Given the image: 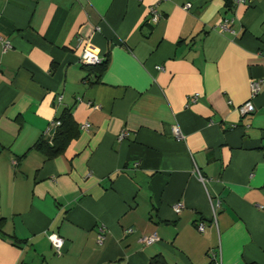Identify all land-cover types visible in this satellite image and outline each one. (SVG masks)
Wrapping results in <instances>:
<instances>
[{
    "label": "crops",
    "instance_id": "obj_1",
    "mask_svg": "<svg viewBox=\"0 0 264 264\" xmlns=\"http://www.w3.org/2000/svg\"><path fill=\"white\" fill-rule=\"evenodd\" d=\"M228 2L0 0V264H264V0Z\"/></svg>",
    "mask_w": 264,
    "mask_h": 264
},
{
    "label": "built area",
    "instance_id": "obj_2",
    "mask_svg": "<svg viewBox=\"0 0 264 264\" xmlns=\"http://www.w3.org/2000/svg\"><path fill=\"white\" fill-rule=\"evenodd\" d=\"M235 2H248V1H251V0H234ZM189 5L188 2H186L184 4V7H187ZM148 11L150 13V17L155 20L158 13L157 11L155 10V8L153 6H150L148 8ZM228 19L227 18H223L221 22L218 23V26L221 28V29H227L228 26H227V22ZM0 43L2 45V49H6L7 47H9V42L7 39H4L0 36ZM79 61L80 63L82 64H95V63H98L100 61V58L97 57L94 53L86 50V49H82L81 53H80V56H79ZM259 83H260V80H251L249 82V88H250V95H254L258 89H259ZM238 110L241 114H246V113H249L252 111V104L250 102V99H247L246 101H244L241 105L238 106ZM59 125V121L57 119H53L50 121V124H49V128H54L56 126ZM88 127V123H82L80 124V128H84L86 129ZM49 130V129H48ZM172 130V133L174 135V137L176 139H180L182 138V133L180 132L179 128L177 126H173L171 128ZM47 132V131H46ZM123 135V133L119 134V137H121ZM200 179L202 180V178L200 177ZM182 206V203L181 202H176L172 205V210L177 212L179 211V209L181 208ZM195 228L196 230L198 231H202L203 230V223L202 222H198L196 225H195ZM99 233L96 237V241L97 242H100L101 241V238H102V234H101V229H99ZM48 239H49V242L51 244V246L54 248V250L58 253L59 252V248L61 246V243H62V238H60L58 235H56L55 233H50L47 235ZM156 239L155 235H149L147 237H144L143 238V241L145 243H150L152 241H154ZM213 256V254H212ZM214 257V256H213Z\"/></svg>",
    "mask_w": 264,
    "mask_h": 264
},
{
    "label": "trees",
    "instance_id": "obj_3",
    "mask_svg": "<svg viewBox=\"0 0 264 264\" xmlns=\"http://www.w3.org/2000/svg\"><path fill=\"white\" fill-rule=\"evenodd\" d=\"M226 1L228 2L229 0ZM105 61V59L103 61L100 60L98 63L90 65H96L100 69L103 67ZM57 120L59 121V125L54 128V132L50 138H40L33 143L35 148L44 152L47 156H52L59 152L72 136L71 130L73 129V123L70 119L69 112L66 109L63 110ZM212 254L214 256L213 252H208V261L206 264H215V259Z\"/></svg>",
    "mask_w": 264,
    "mask_h": 264
}]
</instances>
